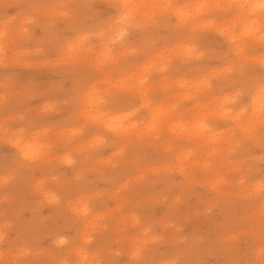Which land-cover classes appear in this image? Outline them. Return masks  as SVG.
Returning <instances> with one entry per match:
<instances>
[{
	"label": "snow or ice",
	"instance_id": "1",
	"mask_svg": "<svg viewBox=\"0 0 264 264\" xmlns=\"http://www.w3.org/2000/svg\"><path fill=\"white\" fill-rule=\"evenodd\" d=\"M28 7V13L0 22V145L13 146L22 161L19 166L0 167L4 190L20 180L26 169L30 174L33 166L43 165L42 175L32 183V192L42 197V203L57 206L75 203V214L87 215L83 193L88 191L89 175H107L117 167L129 178L121 193L126 199L121 214L127 215L129 208L133 214L119 221L118 228L105 223L106 234L121 245L130 244L133 257L149 242L162 241L172 249L163 264H207L201 255L204 249L222 256L232 249L233 242L258 234L259 264H264V0H197L181 5L169 0L152 3L121 0L113 5L119 10V19L112 25V43H129L134 28H143L155 18L147 10L162 9L161 16H175L177 20L167 37L170 42L167 46L173 49V54L162 60V68L153 69L144 63V58L155 52L153 43L146 42L143 52L131 46V61L143 68L133 71L129 62L119 63L115 72L109 69L110 74L101 77L99 92L78 78H74L73 88L68 91L64 90L63 82L54 88L40 89L25 78L21 69L43 67L55 71L61 61V49L64 55L75 54L79 46L88 45L85 35L65 45L59 38L58 21L45 19L50 9L67 18L66 9L70 5L32 0ZM228 18L231 23L212 26ZM42 21L47 38L30 47L33 28ZM214 32L230 40L232 46L228 51L216 46ZM112 51L110 48L97 61L98 69L104 70L113 63ZM96 78L95 74L89 76V80ZM177 82H191L197 90L195 101L205 105L216 89H223L227 93L225 104L193 113L197 119L189 122L191 128L182 125L181 121L189 120L187 114L177 116L184 106H164L154 91L157 83L167 84L171 86L170 95L175 92ZM245 98L252 103H245ZM137 100L142 101L139 106ZM146 114L151 119L142 127L137 121ZM221 120L227 123L222 124ZM219 128H224L227 135H218ZM180 129L194 136L198 143L187 146L179 143ZM186 147L190 150L184 151ZM157 157L173 169H180L190 181L201 179L194 170L198 169L211 191L224 198L225 205L243 200L253 202L256 210L246 214L238 228L227 234L228 239L208 245L186 235L182 223L151 221L145 227L143 217L153 205L137 190L152 191L149 181L159 174L152 163ZM58 163L73 165V174H62ZM225 165L228 171L222 170ZM257 198L258 205L254 203ZM172 211L179 216L182 209L174 206ZM130 230H134L133 234H129ZM7 232L0 231V236H6ZM95 240L91 233L70 240L58 230L56 244L63 251L56 264H114L101 258L104 243L92 249ZM35 244V238L25 241L26 247ZM113 253L120 255V249H114ZM218 264L240 262L233 256Z\"/></svg>",
	"mask_w": 264,
	"mask_h": 264
},
{
	"label": "rangeland",
	"instance_id": "2",
	"mask_svg": "<svg viewBox=\"0 0 264 264\" xmlns=\"http://www.w3.org/2000/svg\"><path fill=\"white\" fill-rule=\"evenodd\" d=\"M18 2L19 0H5V4ZM54 2L70 5L66 9L67 18L61 16L55 9H50L45 13L46 20L55 19L58 21L57 31L61 42L67 45L72 41L79 40L81 35H85L88 45L87 47L79 46L75 54L64 55V50L61 49V61L55 71L43 67L32 70L21 69L22 72L28 74L25 75V78L31 80L40 89L54 88L63 82L64 90L68 91L73 88L74 78H78L87 87L95 88L99 92L102 87L101 77L108 76L109 69L111 72H115L119 63L129 62L132 64L133 71L143 68L142 64H135L131 61L129 50L131 46H137L143 52L146 42H152L155 48V52L151 56L144 58V63L151 65L153 69L162 68V60L173 54V49L167 46L170 43L167 37L169 32L175 29L177 20L175 16L167 18L161 16L162 9L147 10V14L154 15L155 18L146 22L143 28H134L129 43L113 44L112 25L119 19V10L113 5L120 3L121 0H54ZM142 2L152 3L153 0H142ZM169 2L181 5L194 4L197 0H169ZM171 11H175V9ZM17 15L16 9H0V22L5 18ZM75 20L83 21V23H74ZM188 23L191 21L189 20ZM226 23H231V19L216 21L212 26L216 27L217 24ZM33 33L34 39L29 43L30 47L46 40L44 21L34 26ZM212 38L216 46L224 51H228L232 46L230 40L220 35L219 32L212 33ZM110 48L113 50L111 52L114 58L113 63L104 70L98 69L97 61ZM91 74H95L97 78L89 80ZM169 87L171 86L157 83L154 91L159 94L161 104L164 106H184L179 108L177 116L187 114L189 120L180 123L189 128H191L189 122H194L197 119L192 115L193 113H202L207 108H218L225 104L227 95L223 89H216L215 94L207 98L205 105L195 101L197 90L191 82H177L174 85L175 92L170 95L168 94ZM244 102L252 103L248 98H245ZM136 103L139 106L142 101L137 100ZM255 103L258 106L259 100L257 99ZM112 115H127V113H112ZM150 119V114H146L137 123L143 127ZM221 123L224 124L227 121L221 120ZM179 131L181 132L179 143L186 146L198 143L194 136L183 133V129ZM217 134L226 136L227 132L224 128H219ZM0 146H6L16 151L11 145ZM188 150L190 149L187 147L184 149V151ZM107 155H111V153L108 152ZM194 156L199 158L197 153H194ZM152 163L154 171L159 173L149 181L152 191L142 193V190H137V194L142 195L143 199L153 205L148 210V215L143 217L145 227L151 221L182 223L186 235L199 238L204 241L205 245H208L228 239L227 234L233 228H238L239 222L248 213L243 200L238 202L234 200L225 205L224 198L211 191L208 186L209 182L198 169L194 170L196 175L201 176V179L190 181V178L184 175L180 169H173L168 162L158 157L154 158ZM43 167V165L33 166L30 174L26 169L22 178L9 186L7 191L0 184V230L13 232L21 225L25 227L38 226L41 237L51 235L53 231L59 230L63 231L70 240H75L82 233H91L98 239L107 233L105 223L112 228H118L119 221L127 219L133 214L131 208L128 209L127 215L121 214V208L126 206V199L121 193L128 185L129 178L119 168L113 167L107 175H89L88 191L83 193V200L88 205V214L76 215L77 204L57 206L42 203V197L32 192V183L42 175ZM57 167L65 176L73 174V165L58 163ZM162 169H168V171H161ZM222 170L228 171V166H222ZM49 187L55 189L54 184L49 183ZM185 189L187 190L184 191ZM177 201L179 202L177 203ZM5 205L7 206L5 207ZM174 206L177 209H182L179 216L173 213ZM197 209L199 212L196 211ZM140 238L143 239L142 232Z\"/></svg>",
	"mask_w": 264,
	"mask_h": 264
},
{
	"label": "clouds",
	"instance_id": "3",
	"mask_svg": "<svg viewBox=\"0 0 264 264\" xmlns=\"http://www.w3.org/2000/svg\"><path fill=\"white\" fill-rule=\"evenodd\" d=\"M31 3L32 0H19L15 4H5V0H0V9H16L18 14H26L30 11L28 5ZM24 75L28 74L24 73ZM21 163L17 151L0 146V167L5 164L19 166ZM254 203L258 205V198ZM244 204L249 214L256 210L253 202L244 201ZM133 231L130 230L129 234H133ZM33 238L36 239L35 246L26 247L25 241ZM56 239L57 232L55 231L51 235L41 237L38 226L25 227L21 225L17 230L7 232L6 236H0V264H56L57 258L63 251L56 244ZM99 243L106 245L101 258L112 260L114 264H163L172 251L166 242H149L137 257H133L130 254L132 251L130 244L121 245L110 239L109 234L96 239L92 244V249L94 250ZM258 246V234H255V238L250 234L233 242L232 249L226 251L222 256L210 254L207 249H204L201 255L207 260V264H218V261L230 259L233 256L239 259L240 264H259ZM114 249H120V255H114Z\"/></svg>",
	"mask_w": 264,
	"mask_h": 264
}]
</instances>
